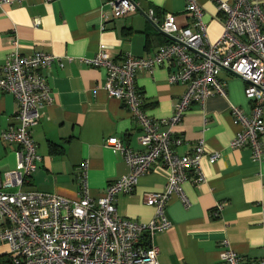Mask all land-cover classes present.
Here are the masks:
<instances>
[{"label": "crops", "instance_id": "obj_1", "mask_svg": "<svg viewBox=\"0 0 264 264\" xmlns=\"http://www.w3.org/2000/svg\"><path fill=\"white\" fill-rule=\"evenodd\" d=\"M109 0H9L0 4V68L12 53L37 52L56 57L45 71L53 102L33 130L41 156L28 190L54 194L70 201L82 198L81 177L86 176L88 194L104 196L107 187L129 174L124 156L106 146L109 139H120L136 152L143 151L141 131L129 109L105 90L107 71L85 64L100 46L111 49L114 60L126 54L151 58L169 44V38L145 13L153 9L159 21L172 13L180 27H191L185 13L187 0H134L137 11L116 17ZM205 11L209 41L223 33V18L218 1L197 0ZM40 19L41 25L34 22ZM170 68L158 67L153 73L138 75L136 88L145 112L155 120L173 116L185 91L181 84L169 82ZM226 94L213 96L203 105L194 104L183 121L173 128L182 144L177 155L191 153L201 142L207 155L220 153L215 164L201 161L204 180L183 184L188 204L174 196L167 208L173 226L156 236L160 264H223L221 255L232 249L253 261L264 257V163H257L250 148L232 149L231 142L241 125L232 107L250 115L252 103L246 98V83L228 71L220 75ZM18 105L15 97L0 93V136L15 123ZM162 131H167L163 127ZM264 146V135L262 137ZM18 146L0 138V175L17 166ZM192 172L190 175L193 178ZM170 172L155 166L139 179L132 194L116 198L121 217L149 223L155 209L145 203L147 195L165 189ZM0 264H10V248L0 244Z\"/></svg>", "mask_w": 264, "mask_h": 264}, {"label": "built area", "instance_id": "obj_2", "mask_svg": "<svg viewBox=\"0 0 264 264\" xmlns=\"http://www.w3.org/2000/svg\"><path fill=\"white\" fill-rule=\"evenodd\" d=\"M108 6L116 17L139 8L134 0H109ZM218 10L224 29L215 42L207 37L203 7L197 0H187L185 13L193 20L191 27H180L172 13H166L162 21L153 9L145 13L170 41L153 57L126 54L116 61L110 47L103 44L94 58L82 59L89 66L107 71L105 90L129 109L141 131L143 147V151L136 152L120 139L106 142L107 147L124 156L130 172L111 183L99 199L89 196L85 174L80 179L79 201L28 190L41 162L33 130L44 109L53 102L45 71L52 68L56 57L43 52L30 56L12 53L0 68V93L13 95L18 105L15 123L0 136L2 141L18 146L16 168L0 175V244L9 246L10 264H160L155 239L173 226L167 216L170 201L179 196L188 204L183 184L189 180L202 182L201 161L207 157L210 164H215L221 156L207 155L203 142L191 153L177 155L174 147L182 140L175 138L172 130L194 104L203 105L210 97L226 94L220 77L223 71L246 83L245 95L253 106L250 115L232 107L242 129L230 146L250 148L254 160L264 163V0L218 1ZM34 25L39 27L40 19ZM162 66L170 68L169 82L184 85L185 91L172 117L155 120L145 112L136 81L140 73H153ZM163 127L167 131H162ZM158 165L167 168L170 177L164 191L145 199L156 211L154 219L139 223L121 217L116 198L132 194L139 179ZM261 177L264 180V170ZM221 262L264 264V257L253 261L228 249L222 253Z\"/></svg>", "mask_w": 264, "mask_h": 264}]
</instances>
